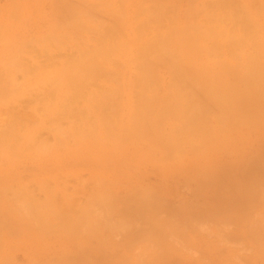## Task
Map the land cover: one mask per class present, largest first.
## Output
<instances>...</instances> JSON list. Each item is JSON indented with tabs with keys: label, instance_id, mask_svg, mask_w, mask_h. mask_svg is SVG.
Instances as JSON below:
<instances>
[{
	"label": "rangeland",
	"instance_id": "rangeland-1",
	"mask_svg": "<svg viewBox=\"0 0 264 264\" xmlns=\"http://www.w3.org/2000/svg\"><path fill=\"white\" fill-rule=\"evenodd\" d=\"M223 1L136 0L134 12L125 0H0V264H134L137 222L114 209L123 186L166 163L150 137L193 132L197 97L222 102L225 80L264 92V0ZM168 36H182L177 50Z\"/></svg>",
	"mask_w": 264,
	"mask_h": 264
},
{
	"label": "crops",
	"instance_id": "crops-1",
	"mask_svg": "<svg viewBox=\"0 0 264 264\" xmlns=\"http://www.w3.org/2000/svg\"><path fill=\"white\" fill-rule=\"evenodd\" d=\"M255 64L259 68L260 62ZM215 79L221 82L217 72ZM228 82L225 90L212 87L222 102L209 104L206 97H197L200 114L194 110L188 117L193 132L177 131L181 139L172 141L167 134H153L149 142L156 151L151 157L166 163H158L159 169L136 180L139 184L130 180L123 186L124 198H119L114 212L124 218L113 220L130 225L126 217L133 214L137 222L133 223L134 264H264V247H260L264 245V92H235L233 81ZM234 100H242L238 138ZM199 124L202 129L197 134ZM253 125L259 126L256 152L251 154L252 148L243 158L244 148L253 140L249 136L255 131ZM239 147L242 155L236 158ZM240 158L242 167L237 168L235 160ZM192 228H207L208 234L193 229L191 235Z\"/></svg>",
	"mask_w": 264,
	"mask_h": 264
},
{
	"label": "bare ground",
	"instance_id": "bare-ground-1",
	"mask_svg": "<svg viewBox=\"0 0 264 264\" xmlns=\"http://www.w3.org/2000/svg\"><path fill=\"white\" fill-rule=\"evenodd\" d=\"M133 1H136V0H127V1L125 0V2L127 3V4H126V10L128 9V7H130L131 9L134 10V12L136 11V9H137L136 6H137V4H135ZM221 1H222V0H221ZM224 1H225V0H224ZM224 1H223V2H224ZM257 1H258V0H257ZM191 2H193V1H191ZM207 2H208V1H207ZM228 2H229V1H228ZM233 2H234V0H233ZM208 3H210V2H208ZM234 3H235V2H234ZM240 3H241V2H240ZM261 3L264 4V1H262ZM203 4H204V2H203ZM229 4H231V3H229ZM166 5H168V4H166ZM169 5H170V4H169ZM173 5H174V4H172V5H170V6H173ZM233 5H234V4H233ZM236 5H237V4H236ZM240 5H241V4H240ZM258 5H261V4H258ZM262 6H264V5H262ZM262 6H261V7H262ZM175 7L177 8L176 4H175ZM206 7H207V6H206ZM236 7L238 8V6H236ZM242 7L244 8V4H242L241 7L239 6L240 9H243ZM172 8H174V6H173ZM172 8H171V9H172ZM176 8L172 9V11H173V14L175 13V14L177 15V13H176ZM237 8H236V9H237ZM196 9H197V7H196ZM258 9L260 10L259 7H258ZM196 11H197V13H198L200 10H196ZM240 11H241V10H240ZM240 11L236 10L235 12H236V14H238ZM123 12H124V11H123ZM207 12H208V11H206V13H207ZM120 14H121V13H120ZM175 14H174V15H175ZM189 14H190V13H189ZM208 14H209V13H207V15H208ZM176 15H175V16H176ZM232 15L234 16L235 13H232ZM239 15H240V13H239ZM239 15H238V16H239ZM242 15H243L244 18L246 17V16H244V14H242ZM187 16H188V15H187ZM187 16H185V17H187ZM240 17H242V16H240ZM173 18H174V17H173ZM173 18L171 17V20H172ZM206 18H207V17H206ZM207 19H210V17L207 18ZM235 19H236V16H235ZM118 21H120V20L118 19ZM177 21H178V20H177ZM248 21H249V20H248ZM173 22H174V21H173ZM173 22H172V23H173ZM118 23H119V22H118ZM202 23H203V22H202ZM247 23L250 24V22H247ZM254 23H255V25H257L255 21H254ZM174 24H175V22H174ZM195 24H196V22H195ZM122 25H123V23H122ZM176 25H177V24H176ZM189 25H190V24H189ZM189 25H187V27H188ZM191 25H192V24H191ZM191 25H190V26H191ZM196 25H197V24H196ZM250 25H251V24H250ZM203 26H204V25H203ZM245 26H246V24H245ZM119 27H121L120 23L118 24V28H119ZM175 27H176V26H175ZM183 27H184V26H183ZM183 27H182V28H183ZM191 27H192V26H191ZM204 27H205V26H204ZM207 27H210V26H207ZM173 28H174V27H173ZM196 28H197V27H196ZM205 28H206V27H205ZM211 28H212V27H210V28H208V29H206V30H209V29L211 30ZM246 28L248 29V25H247ZM175 29H177V28H175ZM179 29H181V27H179L177 30H179ZM197 29H198V28H197ZM113 30H115V29H113ZM170 30H172V29H170ZM177 30H176V31H177ZM181 30H182V29H181ZM185 30H186V29H185ZM199 30H200V27H199ZM172 31H173V30H172ZM179 31H180V30H179ZM169 32H170V31H169ZM199 32H201V31H199ZM199 32H198V33H199ZM171 33H172V32H171ZM209 33H210V31H209ZM212 33H213V32H212ZM253 33H254V32H253ZM178 34H179V32L177 31V35H178ZM168 35H169V34H168ZM254 35H255V34H254ZM175 36H176V35H175ZM166 39H167V38H166ZM166 39H165V41H167V40L169 41V40H170L169 43L166 42V43H168V46H169V47H166L167 45H164V46H163V47L165 48V49H164V48H163V49L166 50L167 52L172 51V49L177 50L178 47H179V45L183 42V40H182V36H179L178 38H175V37L170 38V37L168 36V39H167V40H166ZM211 42H212V41H211ZM211 42H210V43H211ZM215 43H216V42L214 41L213 44H214V45H218V43H217V44H215ZM220 43H221V42H220ZM121 44H123V42H122ZM116 46H117V45H116ZM172 47H173V48H172ZM215 47H216V46H215ZM207 48H208V47H207ZM196 49H197V48H196ZM216 49H217V48H216ZM219 49H220V47H219ZM218 52H219V51H218ZM159 53H160V52H159ZM159 53H158V54H159ZM161 53H162V52H161ZM175 54H177V53H175ZM171 55H172V54H171ZM156 56H157V55H156ZM158 56H160V55H158ZM161 56H162V54H161ZM161 56H160V57H161ZM176 56H177V55H176ZM176 56H175V57H176ZM178 57H179V53H178V56H177L176 58H178ZM157 58H158V57H156V59H155V57L152 58V61H151L150 63H147V64H149L151 67H153V66H154V65H152L153 63H163L164 60H163L162 57H161V58H158V59H157ZM244 59H245V58H244ZM176 60H177V59H176ZM253 60H254V59H253ZM173 61H174V60H173ZM245 62H246V61H245ZM174 63H175V62H174ZM250 63H252V61H251ZM177 64H178V63H176V65H177ZM243 64H244V63H243ZM243 64H241V66H242ZM247 64H248V63H247ZM159 65H160V64H159ZM238 65H239V64H238ZM254 65H255V64H254ZM227 66H228V65H227ZM243 66H244V65H243ZM245 66H246V65H245ZM248 66H249V65H248ZM221 67H223V69H225V66H224V65H221ZM228 67H229V66H228ZM228 67H227V68H228ZM234 68L236 69L237 67H234ZM244 69H245V68H244ZM230 70H231V69H230ZM252 70H253V69H252ZM252 70H251V71H252ZM254 70H255V68H254ZM254 70H253V71H254ZM245 71H246V70H245ZM251 71H249L250 74H251V73H253V74L255 73V71H254V72H251ZM149 73H150L152 76H155V75L157 76V73H155V71H154L153 69H151V68H150V70H149ZM153 73H154V74H153ZM242 73L244 74V72H242ZM250 74H249V75H250ZM190 75H191V74H190ZM190 75H189V76H190ZM231 76H232V74H231ZM241 77H242V76H241ZM253 77H255V76H253ZM240 80H241V79H240ZM259 81H260V80H259ZM256 83H257V82H256ZM257 85H258V84H257ZM193 90H194V89H193ZM192 92H195V91H192ZM195 93H196V92H195ZM194 98H195V97H194ZM192 99H193V98H192ZM195 100H196V99H195ZM223 100H224V99H223ZM191 101H192V100H191ZM193 103H194V102H193ZM195 103L197 104V101H196ZM199 104H200V103H199ZM227 105H228V103H227ZM200 106H201V105H200ZM193 107H194V106H193ZM221 108H223V107H221ZM203 109H204V108H203ZM230 109H231V108H230ZM206 112H207V111H206ZM194 113H195V112H194ZM202 113H203V112H202ZM202 113H201V114H202ZM204 113H205V111H204ZM224 113H226V112H224ZM200 117H201V116H200ZM189 121H190V120H189ZM189 121H188V122H189ZM229 123H230V122H229ZM175 135H176V134H175ZM205 137H207V136L205 135ZM207 138H208V137H207ZM207 138H206V139H207ZM202 139H203V138H202ZM187 141H188L189 143L191 142V141L188 140V139H187ZM176 142H177V141H176ZM182 142H183V141H182ZM174 143H175V142H174ZM183 143H184V142H183ZM191 143H192V142H191ZM260 182H261V181H260ZM262 183H264V181H262ZM259 185H260V184H259ZM260 192H261V191H260ZM145 195H146V194H145ZM259 196H260V195H259ZM261 196H262V194H261ZM261 196H260V197H261ZM262 199H264V197H262ZM251 201H252V200H251ZM241 202H242V201H241ZM252 202H253V201H252ZM255 203H256V202H254V204H255ZM256 204H258V203H256ZM239 206H240V205H239ZM252 206H253V205H252ZM239 208H240V207H239ZM253 208H254V207H253ZM240 209H241V208H240ZM242 211H243V210H242ZM247 211H248V210H247ZM245 212H246V211H244V213H245ZM249 214H251V212H250ZM252 214H254V213H252ZM246 215H248V214H246ZM242 219H243V218H242ZM250 224H252V222H251ZM250 224L248 225V228H251V227H249V226H251ZM253 226H255V225H253ZM163 227H164V226H163ZM165 228H166V226H165ZM165 228H162V230L165 229ZM255 228H256V226L254 227V229H255ZM258 228H259V227H258ZM166 229H167V228H166ZM254 229H253V230H254ZM256 229H257V228H256ZM262 229H264V225H262ZM251 230H252V229H251ZM166 231H167V230H166ZM166 231H163V234H165ZM259 231H260V230H259ZM259 231H258V233H259ZM167 232L169 233V231H167ZM255 232H256V231H255ZM255 232H254V233H255ZM262 234H264V233H262ZM251 236H254V237H255V234H254V235L252 234ZM258 236H259V234H258ZM256 237H257V236H256ZM256 237H255V238H256ZM260 237H261V235H260ZM155 238H156V236H155ZM258 238H259V237H258ZM249 239H250V238H249ZM158 240H159V238H158ZM162 240H163V239H162ZM259 240H260V239H259ZM259 240H258V241L256 240V244H258V245H262V244H264V243L261 244V241H259ZM261 240H262V242H264V238H262ZM251 241H252V240H251ZM159 242H160V240H159ZM258 242H259L260 244H259ZM260 247H264V245H262V246H260ZM260 247H259V248H260ZM262 254H264V252H262ZM188 262H189V261H188Z\"/></svg>",
	"mask_w": 264,
	"mask_h": 264
}]
</instances>
